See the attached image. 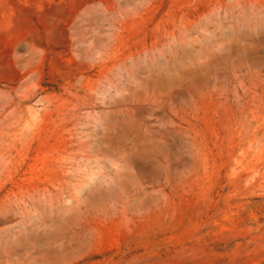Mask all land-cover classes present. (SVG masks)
<instances>
[{"label":"rangeland","instance_id":"obj_1","mask_svg":"<svg viewBox=\"0 0 264 264\" xmlns=\"http://www.w3.org/2000/svg\"><path fill=\"white\" fill-rule=\"evenodd\" d=\"M0 264H264V0H0Z\"/></svg>","mask_w":264,"mask_h":264}]
</instances>
